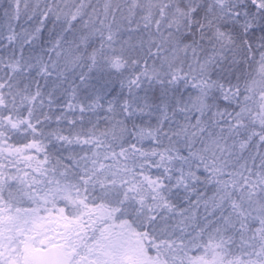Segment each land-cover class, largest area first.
<instances>
[{
  "label": "snow or ice",
  "instance_id": "1",
  "mask_svg": "<svg viewBox=\"0 0 264 264\" xmlns=\"http://www.w3.org/2000/svg\"><path fill=\"white\" fill-rule=\"evenodd\" d=\"M0 264H264V0H0Z\"/></svg>",
  "mask_w": 264,
  "mask_h": 264
}]
</instances>
